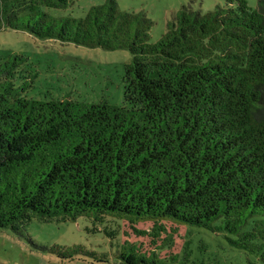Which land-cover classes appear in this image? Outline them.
Segmentation results:
<instances>
[{
    "label": "trees",
    "instance_id": "obj_1",
    "mask_svg": "<svg viewBox=\"0 0 264 264\" xmlns=\"http://www.w3.org/2000/svg\"><path fill=\"white\" fill-rule=\"evenodd\" d=\"M224 2L152 43L115 0H0V31L131 55L122 106L28 98L37 72L0 56V230L93 216L117 264H189L186 225L264 264V0Z\"/></svg>",
    "mask_w": 264,
    "mask_h": 264
},
{
    "label": "rangeland",
    "instance_id": "obj_2",
    "mask_svg": "<svg viewBox=\"0 0 264 264\" xmlns=\"http://www.w3.org/2000/svg\"><path fill=\"white\" fill-rule=\"evenodd\" d=\"M73 1L68 9L53 13L83 17L91 7L105 2ZM115 1L119 11L141 12L153 22L152 43L165 34L167 23L183 6L201 14L225 6L224 0ZM246 1L256 8L258 0ZM11 55L24 56L27 59L25 69L37 72L28 98L49 101L70 97L89 104H124L125 67L131 61L127 50L109 51L39 39L23 31H0V56L8 59ZM104 227L105 224L96 222L93 216H81L65 223L33 220L20 234L2 229L0 264H117L119 238L112 241L104 233ZM180 235L190 241L189 264H262L255 255L232 248L223 234L184 225ZM103 256L108 262H99Z\"/></svg>",
    "mask_w": 264,
    "mask_h": 264
}]
</instances>
